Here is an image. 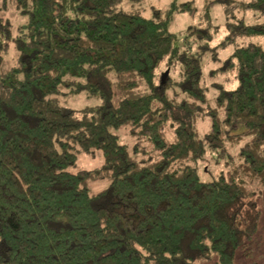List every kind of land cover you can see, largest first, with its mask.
<instances>
[{
	"label": "trees",
	"instance_id": "obj_1",
	"mask_svg": "<svg viewBox=\"0 0 264 264\" xmlns=\"http://www.w3.org/2000/svg\"><path fill=\"white\" fill-rule=\"evenodd\" d=\"M122 1L0 0V264H195L215 255L236 264L257 248L264 19L248 24L237 12L264 17V0H216L229 36L215 45L207 10L183 36L170 31L190 1L152 6L151 16ZM238 38L258 40L221 57ZM79 93L100 104H62ZM121 127L132 145L120 141ZM79 152L103 161L72 171ZM212 160L224 168L202 179ZM101 180L108 186L91 192Z\"/></svg>",
	"mask_w": 264,
	"mask_h": 264
},
{
	"label": "rangeland",
	"instance_id": "obj_2",
	"mask_svg": "<svg viewBox=\"0 0 264 264\" xmlns=\"http://www.w3.org/2000/svg\"><path fill=\"white\" fill-rule=\"evenodd\" d=\"M172 1H176L177 3H181L184 1H190L193 7L192 11L188 12H176L174 14V18L169 26L170 31L175 33L176 35L183 36L186 33V30L190 25L197 24L202 21V14L205 10L209 11L210 18L212 19V32H213V44L220 43L223 39L229 36V30L226 27V16H225V4L222 1L216 0H123L119 4V8L124 10H130L131 8L140 9L145 16H151L152 6L157 8H166L169 7V4ZM12 17H16L17 13L15 9L12 7L11 12ZM237 15L240 18H243L246 23L252 24L256 22H260L264 19L258 12L252 9H244L237 12ZM23 19L19 20L22 21ZM25 20V18H24ZM257 41V38H238L234 41H231L230 44L226 45L225 48L221 49L222 52L221 57L225 58L227 55L232 53L236 47L241 43H246L248 41ZM216 64L208 61L207 62V72L210 68L215 67ZM174 70L179 71L180 68L178 66H174ZM231 77L234 76V73H231ZM211 78L213 76H209L208 84L211 82ZM223 77H220L222 80ZM231 83V81H228ZM226 83V81H225ZM234 84V82H233ZM213 91L211 90L210 94ZM209 94V96H210ZM62 104L68 108H83L85 106H95L100 104V99L96 96H89L86 93H79L72 96L61 95ZM122 143H128L132 145L134 143V138L128 133V131L121 127L119 129L114 130ZM78 163L75 167L70 168L72 171H77L81 168H94L96 166L101 165L102 156L100 153L88 154L85 152L78 153ZM210 164V172L201 173L202 179H210L213 177V174L219 173L224 165L222 163H216V161L212 160L209 162ZM213 173V174H212ZM108 181L101 180L98 182H91L88 185V188L91 192H97L108 186ZM257 187L261 189V193L259 194V209L261 211V225L258 230V240L256 241V250L251 252L248 255L238 254L236 257V264H264V183H257ZM218 259L217 256H213L208 259H200L195 262V264H217Z\"/></svg>",
	"mask_w": 264,
	"mask_h": 264
}]
</instances>
